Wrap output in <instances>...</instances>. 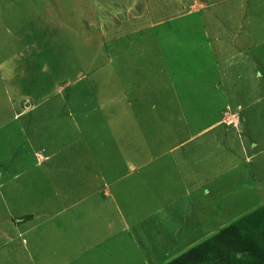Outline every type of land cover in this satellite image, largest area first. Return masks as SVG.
<instances>
[{
  "label": "rangeland",
  "instance_id": "obj_1",
  "mask_svg": "<svg viewBox=\"0 0 264 264\" xmlns=\"http://www.w3.org/2000/svg\"><path fill=\"white\" fill-rule=\"evenodd\" d=\"M262 207L264 0H0V264H152Z\"/></svg>",
  "mask_w": 264,
  "mask_h": 264
},
{
  "label": "trees",
  "instance_id": "obj_2",
  "mask_svg": "<svg viewBox=\"0 0 264 264\" xmlns=\"http://www.w3.org/2000/svg\"><path fill=\"white\" fill-rule=\"evenodd\" d=\"M166 264H264V207Z\"/></svg>",
  "mask_w": 264,
  "mask_h": 264
},
{
  "label": "crops",
  "instance_id": "obj_3",
  "mask_svg": "<svg viewBox=\"0 0 264 264\" xmlns=\"http://www.w3.org/2000/svg\"><path fill=\"white\" fill-rule=\"evenodd\" d=\"M140 168H135L132 167L131 168V173H126L123 175V173L118 172L119 170H102L98 168V176L101 175L100 177H98V197H101L102 199L105 200H114L115 196L113 194L112 191V185H115V183L123 181L126 177H129L130 174H134L135 172L138 174L139 173ZM144 170V169H143ZM111 172V173H110ZM115 172L116 174L120 175L118 178L113 179L111 181H109V179H105L103 178L104 175L110 173V174H115L113 173ZM144 184V182H143ZM77 186L73 185L70 190H74L76 191ZM78 190V189H77ZM73 192V191H72ZM144 192V191H143ZM189 200H191L190 202L186 203L185 206L181 205L179 202H173L170 207L171 210L167 211L166 208L163 209V213H164V218H163V229L164 227H166V224H169L170 222H168L167 220H170L172 222H176L177 220L180 221V216H182V214H184V216H182L183 218L185 216H195V213L197 211H205V209L199 210V205L198 202L193 201L191 199V197H188ZM73 206V205H70ZM69 209L71 207H68ZM160 212H155V214H159ZM37 220V219H35ZM190 221V220H189ZM194 221V218L191 220V222ZM205 221V222H204ZM204 223H206V220H200L198 224L203 225ZM197 224V223H196ZM193 227V229L195 230L194 226L191 224L188 226V229L184 230V228L182 229L183 231L180 233L179 232V228L176 230V242H177V246L175 247V249H173L171 251V253H169V255L167 254L166 257H164L162 260L159 261H152V264H166L172 260H174L175 258L181 256L182 254L188 252L189 250L193 249L194 247L202 244L203 242H205L206 240L210 239L211 237H213L215 235V233H212L213 231H209L206 233H196V235L192 236L190 233H187L186 231H190L191 228ZM199 230V229H196ZM24 233H22L23 235ZM188 234V235H187ZM187 235V236H185ZM159 244H152L150 245V252L148 253V255L150 256H155L157 254L156 249H158Z\"/></svg>",
  "mask_w": 264,
  "mask_h": 264
}]
</instances>
